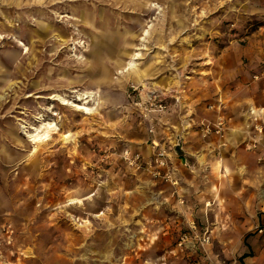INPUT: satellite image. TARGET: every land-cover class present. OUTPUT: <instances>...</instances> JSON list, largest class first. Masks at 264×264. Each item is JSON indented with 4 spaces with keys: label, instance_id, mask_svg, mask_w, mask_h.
<instances>
[{
    "label": "rangeland",
    "instance_id": "1",
    "mask_svg": "<svg viewBox=\"0 0 264 264\" xmlns=\"http://www.w3.org/2000/svg\"><path fill=\"white\" fill-rule=\"evenodd\" d=\"M193 105L204 139L235 118L237 149L260 157L224 192L165 147L177 184L123 158ZM263 141L264 0H0V264H264Z\"/></svg>",
    "mask_w": 264,
    "mask_h": 264
},
{
    "label": "crops",
    "instance_id": "2",
    "mask_svg": "<svg viewBox=\"0 0 264 264\" xmlns=\"http://www.w3.org/2000/svg\"><path fill=\"white\" fill-rule=\"evenodd\" d=\"M251 105L254 106L253 103H251ZM196 106L197 105H193V114L188 116L190 118L183 122L181 126H178L179 124H172L169 119H162V125L160 126L158 124L155 131H157L158 135L162 133L160 132L161 130H165L163 133L166 138H161L160 135L150 138L148 141H145V144L138 148V150L141 151L146 161V159H151L158 150L165 147L168 150L169 160L176 170L179 171V175H182L184 172H194V170L201 169L200 167H213V171L215 172L212 176V178H214V181H212L214 182L213 186L215 185L217 189L221 188L224 192L223 188H231V186L236 184L237 178H239L238 176H234L235 168H237V173H240L241 177H244L242 175L247 172L246 167L258 165L257 160L260 157L258 154L250 156L245 150L239 151L237 149L242 134H239V131L234 133L235 118H227L229 130L224 140L216 137L204 139L201 133L192 127L196 121H200L205 117L204 108L198 105L197 110H200V112L198 111V113H196ZM237 107L238 103H235L234 112L238 111V109H236ZM161 112L160 110H150V113L153 115L149 114V117L158 118L159 116H164L165 114ZM259 115L258 120L261 123L263 118L260 113ZM207 119L212 120L213 118ZM261 152L260 156L264 158V147ZM135 175L138 179L149 178L146 172H139ZM231 177H234V182ZM168 188L170 189V196L167 195L168 200L175 198L178 204L177 206L183 207L185 195L182 191L181 184L175 187L168 186ZM175 191L177 195L174 193ZM251 258L250 255H244L241 258V262Z\"/></svg>",
    "mask_w": 264,
    "mask_h": 264
},
{
    "label": "built area",
    "instance_id": "3",
    "mask_svg": "<svg viewBox=\"0 0 264 264\" xmlns=\"http://www.w3.org/2000/svg\"><path fill=\"white\" fill-rule=\"evenodd\" d=\"M159 107L163 108L162 105H160ZM165 108V107H164ZM223 122L219 121L216 126L214 127V129H212L210 126L208 125H204L203 127V132L205 135H209L213 132V130L216 132L217 135H221L222 131H223ZM205 128V129H204ZM154 160L153 163H155V165L157 167H151L152 165V161H144L142 155L140 153L137 152H125L124 153V160L130 165L132 166L134 169L136 170H141L143 168H149L152 169V172L154 174V176H161L163 175V179L166 180L167 182H172L173 184H177L176 182H174L172 180V173H170L169 171H164V169L167 170L168 167V157L166 155L165 151H160L158 152L155 156H154ZM163 172V174H162ZM193 229H195V226L192 227ZM188 236L185 234L184 237L181 239L180 242V246L185 244V242L187 241ZM204 241L206 243H208L209 238L208 239H204Z\"/></svg>",
    "mask_w": 264,
    "mask_h": 264
},
{
    "label": "bare ground",
    "instance_id": "4",
    "mask_svg": "<svg viewBox=\"0 0 264 264\" xmlns=\"http://www.w3.org/2000/svg\"><path fill=\"white\" fill-rule=\"evenodd\" d=\"M64 42H66V41H64L63 40V43H61V44H66V43H64ZM59 43V42H58ZM47 47V46H46ZM127 67H128V71H133V73H135L136 74V79L134 80V84L136 83L137 84V86H139L140 85V83L143 81V79L145 78V77H147L148 76V72L147 71H142L141 69H140V67H138L134 62H130V63H128V65H127ZM85 95V94H84ZM87 95V94H86ZM55 98H59L60 100H61V102L63 103V105L65 104L66 105V100L65 99H63V98H60L59 96H56ZM84 98V97H83ZM82 99V98H81ZM86 99V98H85ZM78 109H80V110H82V111H87V112H89V109H87V108H78ZM252 111V114H254V116L256 117V116H260L259 115V113L257 112V110H255L254 108L251 110ZM86 113V112H85ZM87 114H89V113H87ZM42 126V125H41ZM46 130V132L44 133V134H40V133H37L36 135H34V136H32V138H33V142L34 143H36V144H38V146H40L41 144H46L47 143V141H48V137H50V133L51 132H55L57 129H56V127L55 126H53L51 123L50 124H45L44 126H43ZM41 128V127H40ZM37 129V128H36ZM39 129H37L36 131H38ZM41 130V129H40ZM42 131H43V129H42ZM58 131V130H57ZM53 134V133H52ZM70 135H68V136H65L64 137V140H69L70 139ZM247 150H250L249 148L247 149ZM258 186V185H257ZM256 189V188H255ZM259 190V189H258ZM256 193V192H255ZM256 195V194H255Z\"/></svg>",
    "mask_w": 264,
    "mask_h": 264
}]
</instances>
